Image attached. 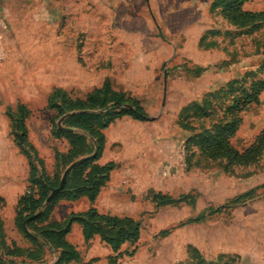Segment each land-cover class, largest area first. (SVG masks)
<instances>
[{
  "label": "rangeland",
  "instance_id": "374dc122",
  "mask_svg": "<svg viewBox=\"0 0 264 264\" xmlns=\"http://www.w3.org/2000/svg\"><path fill=\"white\" fill-rule=\"evenodd\" d=\"M213 1L0 0V257L18 246L24 255L13 260H30V249L43 263L55 259L54 249L35 244L14 222L27 171L7 107L27 106L29 140L38 151L30 155L36 152L53 175L54 150L64 153L68 144L50 135L49 95L84 99L108 80L148 115L125 116L108 132L124 162L100 204L141 223L138 241L122 246L115 264H264V147L237 163L206 157L197 146L227 121L230 98L264 79V25L246 32L231 26ZM244 8L264 12V0ZM240 115L230 143L241 152L264 128V90ZM156 194L175 201L158 205ZM69 208L58 204L52 218ZM92 251L109 264L102 247Z\"/></svg>",
  "mask_w": 264,
  "mask_h": 264
},
{
  "label": "trees",
  "instance_id": "16d2710c",
  "mask_svg": "<svg viewBox=\"0 0 264 264\" xmlns=\"http://www.w3.org/2000/svg\"><path fill=\"white\" fill-rule=\"evenodd\" d=\"M248 1L250 0H214L211 8L212 10L217 9L228 24L244 29L246 32L248 27L264 25V12L245 9L244 4ZM262 66L264 73V61ZM262 90H264V79L252 83L248 90H241V93L232 100L230 98V103L224 110V116L228 118L227 121L223 125L216 126L213 133H205L197 142L202 155L210 158L228 157L237 163H247L259 155L264 147V128L253 142L241 152L231 145L230 138L242 123L240 114L250 103L258 100ZM125 104L130 107H126ZM47 107L54 114L53 118L48 119L51 126L49 128L50 135L56 139H64L68 144L64 153L54 150L56 171L53 175L46 173L43 159L37 156L36 152L38 151L29 140L26 120L29 118L30 112L27 106L18 102L15 109L7 107L6 110L14 133L18 140L22 141L19 142V145L28 160L29 167L27 189L19 197L15 207V223L35 244L39 243L43 248L48 244L55 250L57 253L55 264H68L70 261L79 260L75 246L65 238L71 224L78 222L82 226V235L85 241L98 235L101 241L111 248L114 254L108 256V262L115 264L117 259L123 255L120 251L121 246L123 244L131 245L138 241L141 230L139 220L128 215L101 213L93 206L85 212H71L63 221L52 218V213L57 203L63 199L75 200L82 196L87 197L90 202L96 199L100 189L109 179L110 171L115 167L114 162L102 165L96 163L104 144L103 130L125 115L135 120H147V112L135 98L126 97L122 92L114 90L108 80H104L100 87L88 93L84 99L71 98L65 92L55 90L49 95ZM71 112L74 113L63 120V128H59L56 123L53 124L56 119L59 120L61 116ZM81 132H85L86 135ZM92 139L97 144L96 154L70 170L62 189L40 213L27 221L26 227L32 231H25L23 221L38 212L50 192L59 186L64 169L74 160L93 153ZM33 148L36 152H33V156H31L30 151ZM154 200L158 205L175 201V199L162 194L154 195ZM26 251L30 260H13L14 254L23 256L24 250L18 246L15 249L5 248L3 254L8 257L6 259L2 255L0 264L48 263L40 261V255H33L31 249Z\"/></svg>",
  "mask_w": 264,
  "mask_h": 264
},
{
  "label": "crops",
  "instance_id": "0c3cea01",
  "mask_svg": "<svg viewBox=\"0 0 264 264\" xmlns=\"http://www.w3.org/2000/svg\"><path fill=\"white\" fill-rule=\"evenodd\" d=\"M103 1L109 2L110 0H103ZM145 1L148 2V0H145ZM111 2H112V0H111ZM125 116H122L121 118H123ZM127 117H130V116H127ZM121 118L115 120L114 122L120 120ZM131 119H133V118H131ZM136 121H138V120H136ZM114 122L111 123L106 129L103 130L104 137H105L104 144H103L101 155L96 160V163H98L100 165L105 164L107 162H114L115 163V167L110 171L109 179L107 180L105 185L100 189L96 199L93 202H90L87 199V197H85V196L79 197L75 200H65V199L60 200L56 206H58V204L63 203L65 205L69 206L70 208L68 211H66L64 217H61V218L59 217L58 220H61V221L65 220L71 212H85L91 206L97 208L98 211H100L101 213L115 215L112 212H110L111 210L109 211V209H107V208L104 209L100 204V198L102 196V193L106 189H113L112 184L114 183L113 182L114 175H115V173H118L117 170H118L119 166H121V164L124 162V160L122 158H119L117 153L112 150V147H111L112 139H111V137L108 136V132L110 131L109 128L111 127V125L114 124ZM12 157L17 160L18 156L15 153V154H12ZM19 157H21V158H19ZM19 157L18 158L22 162V164H26V171H27L26 172V174H27L26 179H27L28 178V170H29L27 158L26 157L23 158L22 156H19ZM27 185H28V181H27V184L25 186L24 191L21 192L19 195H17V197L14 199L13 203H14L15 207H16L17 200L19 199V197L26 191ZM0 191H2V189H0ZM2 194L3 193L0 192V195H2ZM78 204H83V207L76 209V205H78ZM56 206H55V208H56ZM55 208H54V211H55ZM14 222H15V215H14ZM65 238L69 243H71L72 245L75 246V248L79 254V260L78 261H70L68 264H99L100 262L97 260L99 258L98 256H100V255H95L93 251L91 252V250L94 246H100L104 249L103 256H105L104 258H106L107 261H108V256L114 254L113 251L111 250V248L107 244H105L103 241H101V239L98 235H94L88 241H85L83 238V235H82V226L78 222H73L71 224L70 230L66 234ZM124 245L125 244H123L122 246H124ZM54 255H55V259L52 260V262H48L46 264H55L56 263L57 253H54Z\"/></svg>",
  "mask_w": 264,
  "mask_h": 264
},
{
  "label": "water",
  "instance_id": "95a60500",
  "mask_svg": "<svg viewBox=\"0 0 264 264\" xmlns=\"http://www.w3.org/2000/svg\"><path fill=\"white\" fill-rule=\"evenodd\" d=\"M158 31H159V35H160V37H162L159 27H158ZM164 97H165V89H164V92H163V100H164ZM125 106H126V107H130L128 104H125ZM72 113H74V112L67 113V114H65V115H63V116H61V117L59 118V120H58V122H57V125H58L59 128H63L62 125H61L62 121H63L66 117H68L70 114H72ZM92 140H93V139H92ZM93 144H94V151H93V153L90 154V155H87V156L80 157V158L74 160L73 162H71V163H70V164L64 169V171H63V173H62V176H61V179H60V184H59V186L56 187V188H54V189L50 192V194L47 196V198H46L45 201L43 202V204H42L40 210H39L38 212H36L35 214L28 216V217L23 221V228H24L25 231H27L26 226H25L26 222H27L28 220L34 218L38 213H40V212H41V211L47 206V204L51 201V199H52V198H53V197H54V196H55V195H56V194L62 189V187H63V185H64V183H65L66 177H67L68 173L70 172V170H71L73 167H75L77 164L81 163L82 161H84V160H86V159H88V158H90V157H93V156L96 154L97 144H96L95 140H93Z\"/></svg>",
  "mask_w": 264,
  "mask_h": 264
},
{
  "label": "built area",
  "instance_id": "2783aa9c",
  "mask_svg": "<svg viewBox=\"0 0 264 264\" xmlns=\"http://www.w3.org/2000/svg\"><path fill=\"white\" fill-rule=\"evenodd\" d=\"M4 57V51L0 50V59Z\"/></svg>",
  "mask_w": 264,
  "mask_h": 264
}]
</instances>
